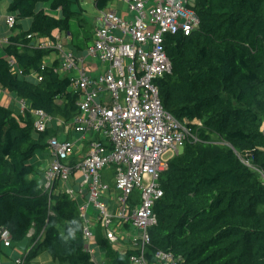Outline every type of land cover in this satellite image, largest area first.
<instances>
[{
	"label": "trees",
	"instance_id": "obj_1",
	"mask_svg": "<svg viewBox=\"0 0 264 264\" xmlns=\"http://www.w3.org/2000/svg\"><path fill=\"white\" fill-rule=\"evenodd\" d=\"M109 1L94 0L98 9ZM80 2L10 0L7 6L17 19L12 29L5 22L0 89L29 107L16 114L0 94V227L13 241L29 237L26 264L43 252L60 264H96L83 249L76 202L61 190L48 194L44 172L31 163L57 133L38 131L32 110L65 120L79 111L70 77L56 71L58 60L46 62L53 49L38 40L57 42L60 31L72 35L66 45L84 51L95 20L84 16ZM194 8L199 27L166 36L173 68L156 84L164 108L188 120L199 140L187 142L161 176L164 194L154 206L158 222L148 255L162 249L180 257L179 264H264V0H196ZM101 243L106 264H133L132 251Z\"/></svg>",
	"mask_w": 264,
	"mask_h": 264
},
{
	"label": "built area",
	"instance_id": "obj_2",
	"mask_svg": "<svg viewBox=\"0 0 264 264\" xmlns=\"http://www.w3.org/2000/svg\"><path fill=\"white\" fill-rule=\"evenodd\" d=\"M195 1L110 0L98 9L94 38L81 55L67 50L68 41L60 37L57 42L38 40L40 47L53 49L56 71L70 77L69 89L79 94V111L70 120L32 110L38 131H57L47 141L52 161L44 170V190L50 195L61 190L76 202L83 249L96 264L105 246L101 241L132 251L133 264H179L180 257L171 251L148 255L150 229L158 222L154 206L164 194L162 174L185 144L199 136L188 120L164 108L156 80L173 68L166 36L188 35L199 27ZM16 19L6 14L9 29ZM18 103L21 112L29 107L25 99ZM68 132L77 135L69 138ZM13 242L10 231L0 227V246ZM26 255L16 264H26Z\"/></svg>",
	"mask_w": 264,
	"mask_h": 264
},
{
	"label": "crops",
	"instance_id": "obj_3",
	"mask_svg": "<svg viewBox=\"0 0 264 264\" xmlns=\"http://www.w3.org/2000/svg\"><path fill=\"white\" fill-rule=\"evenodd\" d=\"M55 15L61 16L60 11H55L53 12ZM5 16L4 14H0V48L3 47L4 43H1L3 38H6L9 30L5 24ZM21 23L23 24V27L25 29H28V27L30 26V19H23L21 21ZM57 37H61V39L63 41H68V43L72 42V39L67 40L66 37L64 38V36L62 35L61 32H56ZM67 43V42H66ZM92 43V41H91ZM88 47V46H87ZM86 47V48H87ZM86 48L84 49V51H77L74 50L73 48H70L69 46L66 47L67 50L73 52L74 54H84ZM2 49V48H1ZM56 59V53L52 51V53L49 55V57L46 58V62L47 63H51L53 61H55ZM1 98L2 101L4 102V99L7 98V102L5 103L6 106L16 102L18 103V99L15 97L14 94L7 92L6 90L1 92ZM19 106V105H18ZM54 125L57 126L58 123L54 122ZM77 134L74 135V133H70L68 132V137L72 138L73 136H76ZM64 136H66L64 134ZM36 156V155H35ZM52 161V156L50 155L49 151L47 150V156L43 159V164L39 163V164H34L31 160V163L33 165H35L38 173H43L44 170L48 167V165L51 163ZM27 249H23L21 247L18 246H0V264H16V259L19 257H22ZM106 250L107 247L106 246H102L99 250V252L97 253V260L99 261V264H106ZM30 264H60L59 262L55 261L53 259V257L48 253V252H43L40 255H38L34 260H32L30 262Z\"/></svg>",
	"mask_w": 264,
	"mask_h": 264
},
{
	"label": "rangeland",
	"instance_id": "obj_4",
	"mask_svg": "<svg viewBox=\"0 0 264 264\" xmlns=\"http://www.w3.org/2000/svg\"><path fill=\"white\" fill-rule=\"evenodd\" d=\"M9 2H10V0H2L0 2V14H4V15L7 14V6L9 4ZM80 3H81V6L84 10V16L88 20H90V21L95 20L96 17L100 15L98 8L95 6L94 0H81ZM71 29L74 33L79 31V25H78L77 19L72 20V28ZM58 32H60V31H58ZM62 35L64 36L65 33L63 32ZM65 47H68V45H65ZM6 102H7V98L4 99V103H6ZM18 105L19 104H17L16 102L11 104V107L16 110V114L18 113L19 110L21 111V107H20V105L19 106ZM46 156H47V149H45L43 151L39 150V151H37L36 156L32 159V162L34 164H39V163L43 164V159Z\"/></svg>",
	"mask_w": 264,
	"mask_h": 264
},
{
	"label": "water",
	"instance_id": "obj_5",
	"mask_svg": "<svg viewBox=\"0 0 264 264\" xmlns=\"http://www.w3.org/2000/svg\"><path fill=\"white\" fill-rule=\"evenodd\" d=\"M29 243H30V239H29V237H27V238H25L24 240H22L20 242L14 241L12 243V246H18V247H21L23 249H27L28 246H29Z\"/></svg>",
	"mask_w": 264,
	"mask_h": 264
}]
</instances>
